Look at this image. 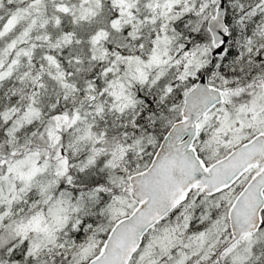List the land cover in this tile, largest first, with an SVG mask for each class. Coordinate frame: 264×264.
Masks as SVG:
<instances>
[{
  "label": "snow or ice",
  "instance_id": "1",
  "mask_svg": "<svg viewBox=\"0 0 264 264\" xmlns=\"http://www.w3.org/2000/svg\"><path fill=\"white\" fill-rule=\"evenodd\" d=\"M0 264H264V0H0Z\"/></svg>",
  "mask_w": 264,
  "mask_h": 264
}]
</instances>
